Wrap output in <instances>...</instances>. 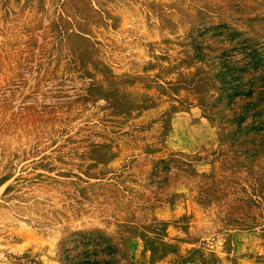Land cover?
Listing matches in <instances>:
<instances>
[{
	"label": "rangeland",
	"instance_id": "374dc122",
	"mask_svg": "<svg viewBox=\"0 0 264 264\" xmlns=\"http://www.w3.org/2000/svg\"><path fill=\"white\" fill-rule=\"evenodd\" d=\"M0 264H264V0H0Z\"/></svg>",
	"mask_w": 264,
	"mask_h": 264
}]
</instances>
